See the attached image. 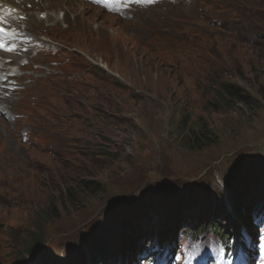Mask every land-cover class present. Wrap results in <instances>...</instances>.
I'll return each instance as SVG.
<instances>
[{
    "label": "rangeland",
    "instance_id": "1",
    "mask_svg": "<svg viewBox=\"0 0 264 264\" xmlns=\"http://www.w3.org/2000/svg\"><path fill=\"white\" fill-rule=\"evenodd\" d=\"M47 2L50 13L68 14L67 0H44L43 8ZM201 2L196 10L185 7L177 18L172 15L173 22L144 21L142 12L124 22L81 3L88 9H79L75 20L46 31L27 21V30L60 44L71 60L64 78L47 82L53 89L67 84L41 126L19 121L24 114L17 95L0 101V109L12 111L0 113V217L7 215L0 218V264L18 257L24 264H115L138 234L143 248L147 241L153 250L163 246V231L170 237V264L184 236L175 223L181 217L213 220L239 240L244 230L231 228L236 217L264 196V0H228L224 8L220 0ZM198 10L211 19L195 17ZM178 18L187 26L175 32ZM211 30L218 41H211ZM205 37L211 62L201 60L204 47L195 58L194 40ZM151 39L155 50L162 48L158 55L151 53ZM175 57L180 60L173 67L163 65ZM47 67L41 71L49 72ZM59 67L48 68L59 73ZM227 85L239 88L252 108L226 96L223 103L218 94L224 96ZM33 88L36 83L21 93L31 96ZM180 121L208 126L213 144L187 150ZM8 151L24 160L11 164ZM89 179L100 193L84 188ZM70 182L82 185L81 200L72 205L58 199L52 212L57 215H48L49 196L55 200V191ZM34 240L41 247L30 255ZM230 248L222 243L212 261L228 264ZM147 256L132 260L140 264ZM262 259L253 250L235 264ZM125 262L133 264L130 258L119 263Z\"/></svg>",
    "mask_w": 264,
    "mask_h": 264
},
{
    "label": "trees",
    "instance_id": "2",
    "mask_svg": "<svg viewBox=\"0 0 264 264\" xmlns=\"http://www.w3.org/2000/svg\"><path fill=\"white\" fill-rule=\"evenodd\" d=\"M223 94L224 96H221L218 94V97L222 99V102H225V96L229 99L234 100L235 102H240L244 105H246L248 108H252L250 105V102L245 100V95L241 93L239 88H236L234 85H227L225 88H223ZM221 103V105H223ZM182 125V126H180ZM180 126V127H179ZM180 136L183 137V140L186 142L187 150H195V149H202L206 146H211L213 144L214 140H211V137L214 136L213 132L209 129L208 126L199 123L198 126H194V123L191 125H186V123L178 122V127ZM63 188H59L55 191L56 197L55 200H52V196H49L50 202L49 204L53 205L51 207H48L47 211L50 212L48 215L52 214L55 216V213H52L55 209L56 204L54 203L58 199H63V201H69L72 205L79 202L82 198V191L83 187L89 191L90 193H100L101 189L98 184L94 182L93 179H89V182L84 185L80 184H74L73 182L67 183ZM58 207V206H57ZM52 216V217H53Z\"/></svg>",
    "mask_w": 264,
    "mask_h": 264
},
{
    "label": "snow or ice",
    "instance_id": "3",
    "mask_svg": "<svg viewBox=\"0 0 264 264\" xmlns=\"http://www.w3.org/2000/svg\"><path fill=\"white\" fill-rule=\"evenodd\" d=\"M99 2H104L107 4H114L116 0H99ZM121 3H137V4H143V3H152L153 0H120ZM6 30L4 28H0V32H5ZM0 49H4L6 51H13L14 49L12 47H7L3 40H0ZM244 242L247 245L249 242V237L247 233H244ZM200 250V245L198 244H192L189 246V248L186 250L185 253V259L187 264H191L192 259L195 258V256L198 254ZM221 252L223 251V248L220 249ZM177 260H180L181 257L179 255L176 256ZM228 264H231V261L228 262Z\"/></svg>",
    "mask_w": 264,
    "mask_h": 264
},
{
    "label": "bare ground",
    "instance_id": "4",
    "mask_svg": "<svg viewBox=\"0 0 264 264\" xmlns=\"http://www.w3.org/2000/svg\"><path fill=\"white\" fill-rule=\"evenodd\" d=\"M76 16H77V11L75 13V18H76ZM162 18L168 19L169 18V15L168 14H162ZM195 46L200 47V48H203L204 47V49H205L206 42L205 41L204 42H198L197 44H195ZM260 206H262V207L264 206V196L263 197H260L259 199H257L251 206H249V208H251V207H257V208H259Z\"/></svg>",
    "mask_w": 264,
    "mask_h": 264
}]
</instances>
